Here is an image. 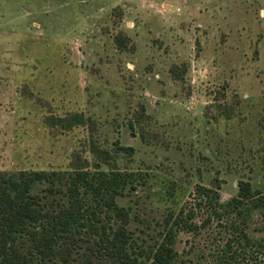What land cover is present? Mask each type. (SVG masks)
<instances>
[{"label":"rangeland","instance_id":"1","mask_svg":"<svg viewBox=\"0 0 264 264\" xmlns=\"http://www.w3.org/2000/svg\"><path fill=\"white\" fill-rule=\"evenodd\" d=\"M73 113L92 122H45ZM91 132L135 151L117 165L144 177L118 198L136 246L161 241L172 207H195L197 184L225 200L240 180L264 191V0H0V171H66L76 151L92 161ZM196 213L176 264H223L233 229ZM249 226L264 238L259 213ZM252 249L233 264H264Z\"/></svg>","mask_w":264,"mask_h":264},{"label":"trees","instance_id":"2","mask_svg":"<svg viewBox=\"0 0 264 264\" xmlns=\"http://www.w3.org/2000/svg\"><path fill=\"white\" fill-rule=\"evenodd\" d=\"M120 44L125 46L121 40ZM87 120L92 122L84 113H73L52 115L45 122L71 132L88 125ZM92 135L84 150L93 156L92 161L76 151L66 171H0V264H176L180 234L201 230L195 221L196 210L208 213L203 227L217 221L233 229L234 237L222 251L223 264H233L243 254L247 257L248 248H253L257 262L264 260V238L251 237L249 232L256 213L264 220V191L249 180H240L237 195L226 200L219 189L197 184L195 207H172L163 221L161 241L147 248L136 246L131 213L118 204V198L130 186L136 189L144 177L121 171L117 165L122 152L132 155L135 151L119 144L112 151L104 149ZM61 181L65 189L58 191ZM39 184H49L42 194L35 191ZM57 192L67 198L60 207L50 197ZM175 193L174 187L169 189L170 198ZM236 244L238 253L233 251Z\"/></svg>","mask_w":264,"mask_h":264}]
</instances>
